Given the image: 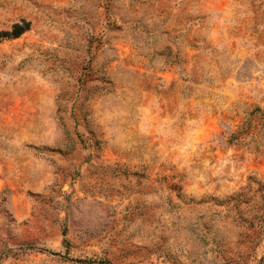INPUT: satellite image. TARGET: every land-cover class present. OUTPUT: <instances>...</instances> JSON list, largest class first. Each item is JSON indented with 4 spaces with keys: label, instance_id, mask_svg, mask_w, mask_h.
I'll use <instances>...</instances> for the list:
<instances>
[{
    "label": "rangeland",
    "instance_id": "obj_1",
    "mask_svg": "<svg viewBox=\"0 0 264 264\" xmlns=\"http://www.w3.org/2000/svg\"><path fill=\"white\" fill-rule=\"evenodd\" d=\"M0 264H264V0H0Z\"/></svg>",
    "mask_w": 264,
    "mask_h": 264
},
{
    "label": "trees",
    "instance_id": "obj_2",
    "mask_svg": "<svg viewBox=\"0 0 264 264\" xmlns=\"http://www.w3.org/2000/svg\"><path fill=\"white\" fill-rule=\"evenodd\" d=\"M27 24L26 23H22V24H15L14 25V29L13 32L11 33L12 36H18L19 33H21V30L23 28H27ZM23 31V30H22Z\"/></svg>",
    "mask_w": 264,
    "mask_h": 264
}]
</instances>
